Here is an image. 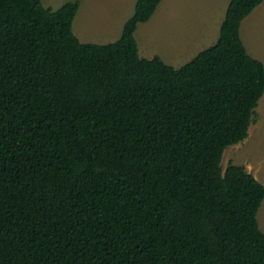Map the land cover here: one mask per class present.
<instances>
[{
	"label": "trees",
	"instance_id": "obj_1",
	"mask_svg": "<svg viewBox=\"0 0 264 264\" xmlns=\"http://www.w3.org/2000/svg\"><path fill=\"white\" fill-rule=\"evenodd\" d=\"M0 0V264H264V185L221 159L243 141L264 64L229 0L216 42L173 67L139 55L161 0L81 42L79 0Z\"/></svg>",
	"mask_w": 264,
	"mask_h": 264
},
{
	"label": "rangeland",
	"instance_id": "obj_2",
	"mask_svg": "<svg viewBox=\"0 0 264 264\" xmlns=\"http://www.w3.org/2000/svg\"><path fill=\"white\" fill-rule=\"evenodd\" d=\"M73 0H43L52 10ZM72 31L81 42L108 43L116 40L124 22L133 13L135 0H79ZM229 0H161L149 20L135 30L139 55L159 56L179 67L199 51L214 44ZM241 39L248 53L264 64V0L243 19ZM255 121L247 137L225 148L221 167L233 163L245 167L264 185V93L255 109ZM264 232V199L257 211Z\"/></svg>",
	"mask_w": 264,
	"mask_h": 264
},
{
	"label": "crops",
	"instance_id": "obj_3",
	"mask_svg": "<svg viewBox=\"0 0 264 264\" xmlns=\"http://www.w3.org/2000/svg\"><path fill=\"white\" fill-rule=\"evenodd\" d=\"M121 34V33H120ZM120 36V35H119Z\"/></svg>",
	"mask_w": 264,
	"mask_h": 264
}]
</instances>
